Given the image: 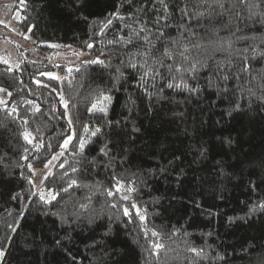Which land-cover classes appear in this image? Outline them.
Here are the masks:
<instances>
[{
    "label": "trees",
    "instance_id": "16d2710c",
    "mask_svg": "<svg viewBox=\"0 0 264 264\" xmlns=\"http://www.w3.org/2000/svg\"><path fill=\"white\" fill-rule=\"evenodd\" d=\"M16 1L19 27L43 53L57 45L104 63L68 68L44 54L11 72L0 63V88L11 92L0 105V264H264V209L249 211L264 201V0H167L166 19L151 0ZM185 4L188 16L180 11ZM114 11L125 19L111 17ZM129 17L146 22V31L136 36L139 25ZM108 18L112 24L101 32ZM159 31L165 35L158 38ZM145 35L153 56L166 46L176 53L162 68L147 60L163 78L140 80L144 59L133 54L148 49ZM130 36L133 43L125 45ZM184 46L187 62L178 55ZM197 61L192 75L169 72L174 62L188 69ZM245 63L248 71H242ZM117 68L123 73L118 81ZM182 76L199 91L184 89ZM170 82L181 87L168 88ZM101 93L112 97L107 117L88 111ZM25 127L32 144L21 136ZM96 128L101 132L92 136ZM89 137L78 155L79 139ZM105 143L107 155L99 152ZM53 156L45 192L65 187L69 178L78 186L46 205L31 195L37 189L20 165L30 162L36 171ZM114 176L132 182L129 201L106 195ZM133 202L146 212L145 226L160 233L165 248L156 254L148 243L156 238L140 231ZM112 203L129 207L135 222Z\"/></svg>",
    "mask_w": 264,
    "mask_h": 264
},
{
    "label": "snow or ice",
    "instance_id": "6c2138e0",
    "mask_svg": "<svg viewBox=\"0 0 264 264\" xmlns=\"http://www.w3.org/2000/svg\"><path fill=\"white\" fill-rule=\"evenodd\" d=\"M21 2L23 3V0H21ZM127 3H131L132 0H126ZM151 2L153 3V5L155 4H159L160 5V9H157V11L162 10L164 13V19L167 18L168 13H169V5L167 3V0H151ZM242 3L246 2V0H241ZM220 7H223V5L221 4ZM181 13L184 16H188L189 12H188V7L187 4H185V7L180 9ZM200 16H203L204 13H199ZM111 17H116L119 18L121 20L125 19L123 16L120 15L119 11H114L110 14ZM195 18V17H193ZM128 19H132L134 24L139 25V31L135 32L134 34L136 36H139V33H143L146 31V22L141 21L139 17H129ZM101 23V28L100 31L103 32L105 28H107L109 25L112 24V19L108 18L105 21L100 22ZM127 27L131 28V25H127ZM165 27H168V25H165ZM181 27H184L183 25H181ZM165 35V33L163 31H159L158 32V38L159 37H163ZM144 42L146 45H148V49L145 51H137L136 53L133 54V57L135 56H139L142 57L144 59V64H141V68L144 69L141 73L140 76V80L141 81H146L148 78H152L155 79L157 76H160L161 78H163V74L161 69L159 68H155L152 66L147 65V60L149 58H151L153 60V64H160L161 68L163 67L164 64V58H168V59H173L175 58L176 53L173 52V49L171 47H165L163 49V52L160 54L159 57L153 56L152 52H151V48L154 47L152 40L149 38L148 35H145L143 37ZM109 43H113V41H109ZM125 45L128 44H132L133 43V39L130 36L126 41H124ZM173 45H175V41H172ZM87 47L88 48H92L93 45L91 43H87ZM247 51V50H245ZM253 52H255L256 50L253 49ZM188 52V48L187 46L183 47L182 51H179L178 55L181 57V59L185 62H187L189 60L188 55H186V53ZM4 64H8L9 61L8 60H3L2 61ZM88 63H99V64H103L104 61L100 60L99 58L92 60V61H88ZM123 63V62H122ZM129 63L131 64L132 67H135L136 64L130 59ZM199 64V61L192 63L190 65V68L188 69H184L182 64H178L175 63L174 64H170L168 65V69L169 72L171 73L173 70L175 71V73H182V71H186L188 72L189 75L194 74V72L197 69V65ZM79 70V69H78ZM249 67L247 65V63H245L242 71H248ZM7 72H11L12 68L8 67L6 69ZM69 71H71V69H69ZM117 73L119 74L116 79L117 81L120 79V77L123 75V73L120 72V69L117 68ZM224 69L222 67H218V72H223ZM46 75H48L49 77L56 79L57 77H54L52 73H46ZM229 77L225 74L222 76V79L227 80ZM171 79L174 81L176 79L175 75H172ZM182 79V83H183V88L186 89L187 91L191 92V93H197L199 91L198 86L197 87H192L190 86L188 83L183 82V76L181 77ZM39 83V82H38ZM141 86H143V84H141ZM168 88H173V87H181L180 84H173V83H168L167 84ZM0 92H7V94L10 96L11 92H8V90L6 88H0ZM149 95H151V93H149ZM262 99H264V97H262ZM60 101L61 103L64 104L65 108L67 109V102L64 100L63 94H61L60 96ZM6 101L3 99H0V105H6ZM25 103L31 104V101H25ZM112 103V97L110 95H106L101 93L96 100L91 104V107L88 109L90 114H99L102 117H107L108 116V110L109 107ZM239 107V106H237ZM33 109L35 111H39V107L36 105H33ZM16 112V108L13 107L11 109V111L8 113L9 115H12ZM65 115H67V112L65 113ZM69 126L71 127L72 121L71 119H69L68 121ZM24 124H27V121H24ZM87 128V126H85ZM134 131H139V129L134 128ZM101 129L100 128H96L93 132H92V136H96L97 133H100ZM21 136L24 139V141H26L28 144H32L33 143V137H32V133L27 129V127L24 128V130L21 132ZM73 140V137L71 135H69L67 138H65L63 140V143L60 145V147L64 150L67 149L69 143ZM91 140V137H89L88 139L85 138H80L79 139V147H78V151L77 154L83 156L84 151H85V146L86 144H88ZM36 150H39L41 147H43V145L41 143H37L35 145ZM29 151L28 148H24V152L27 153ZM109 151L108 148V143H105L103 146H101V148L99 149L100 154L103 155H107ZM59 155H63V152H61ZM57 156H53L52 159H57ZM21 159L27 161L28 160V156L26 155H22ZM49 164H51V161H48L47 164H45V169H47L49 167ZM21 167H27L29 172L31 173L30 177H27L28 179V183L33 185L34 188H36L37 190L32 192L31 195L32 196H38L39 197V201L42 202L43 204L49 205L52 204L53 201L57 200V197L60 195L61 192H68L69 189L73 188L74 186H78V181L76 179H72L69 178L67 185L65 187L60 188L59 190H55L52 188H48L47 191L45 192L44 188L41 187V185H44V181L47 179V175H51L50 172H48L47 175H45L39 182V184H36L33 180L32 177L36 176V171L33 167V165L29 162L26 165H20ZM61 168L64 167V164L60 165ZM78 171V169L76 168H71V172L72 173H76ZM69 176V172L67 170H65V172L63 173V177H68ZM63 177L61 179H63ZM113 180L115 181V183L112 185L111 188L106 189V195L110 198L115 197L117 194H119V200L120 201H129L130 200V194L132 192L135 191L134 187L131 186L132 182L128 181L127 183H125L124 181H122L119 177H113ZM46 187V186H45ZM19 195V194H17ZM90 199V198H89ZM122 207V216L128 218V223H134L135 220L132 217V213L130 212L129 207H123L122 205H118V203H112L110 205L111 208H117V207ZM131 209L135 210V216L136 218L139 219L140 221V231L145 235V237H148V233L151 232V237L156 238L155 240L149 239L148 243L151 247L152 253L156 254L157 252H159L160 250H163L165 248V245L161 242L160 239V233H158L157 231L153 230V229H148L145 226V221H146V212L141 210L139 208V206L136 203H131ZM80 208H86L85 204H81ZM256 208H260V209H264V201L260 202L257 205H254L253 207H251L249 209L250 212L255 211ZM234 218L229 217V220H232ZM15 230V229H13ZM175 233H173L174 235ZM187 251L194 253L196 256H202L204 255V249L202 248H196V247H189L187 249ZM5 255L3 249H0V258H2ZM218 259H223L222 256H217Z\"/></svg>",
    "mask_w": 264,
    "mask_h": 264
},
{
    "label": "rangeland",
    "instance_id": "374dc122",
    "mask_svg": "<svg viewBox=\"0 0 264 264\" xmlns=\"http://www.w3.org/2000/svg\"><path fill=\"white\" fill-rule=\"evenodd\" d=\"M21 22V5L16 0H0V63L12 70H18L23 62H34L41 60L44 54L53 64H62L68 68H74L80 63L95 60L97 58L87 53L72 50L69 47L50 46L54 50L52 53H43L44 49L37 47L25 31L19 27ZM8 60V64L2 61ZM8 94L0 92V99L7 100ZM49 167L45 165L36 170L33 180L39 184L40 180L51 171L56 159L50 158ZM48 162H46L47 164Z\"/></svg>",
    "mask_w": 264,
    "mask_h": 264
}]
</instances>
